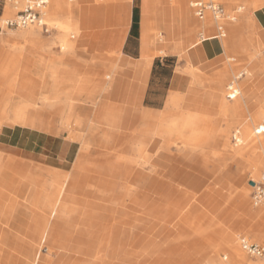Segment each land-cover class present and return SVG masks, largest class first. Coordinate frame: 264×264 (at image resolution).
Masks as SVG:
<instances>
[{
	"label": "rangeland",
	"instance_id": "1",
	"mask_svg": "<svg viewBox=\"0 0 264 264\" xmlns=\"http://www.w3.org/2000/svg\"><path fill=\"white\" fill-rule=\"evenodd\" d=\"M62 1L70 4L76 2L80 6L82 12L87 13V19L83 21L87 27L85 35L76 38L77 31L72 24L66 29V38L71 42L73 49H66L65 52L72 50L71 53L64 54L65 52H61L59 44H52L56 39L62 37L63 33L59 27L55 26L58 21L55 17L51 16L49 12L50 0L44 9V11H46V17L43 16L44 22L51 29L50 32L45 34L41 32L40 29L32 27L39 33V40L42 41L45 46L52 44L49 50L45 49L43 51L36 46L17 42L5 44L0 47V122L2 123V130L0 129V151L7 152L5 153V157L11 154L9 151L12 149L16 151L14 154H16L17 157L28 161H35V158L32 159L26 156L25 153L21 154V151H24L28 147L26 143L27 138L30 136V132L38 134L37 145L39 148L43 147L45 144L46 137H57L58 139H62L66 136L65 132L61 131L58 126H55L53 131L51 129L50 131H46V133H41L33 129L19 126L11 127L4 122V114H7L6 112L10 110L11 105L19 100L22 101L24 96L27 95L28 90H30L29 96H31L32 100H36L40 97V94L43 93L44 88L42 83L37 79V75L44 69H42L40 63L36 60L39 55H44L54 61L50 60L49 63L50 68L53 65L54 70L48 69L54 75V90L56 91V94H54V101H61L63 99L83 101L81 106L83 108L81 110V113H83L82 116L86 115L92 119L95 106L91 104L90 100L83 97L85 95L84 92L82 96H79L78 93L83 88H102L104 78L108 76L110 69L108 67L105 68L104 65H107L113 60L117 63V59H119L118 56L121 53L120 49L112 40H114L115 37H125L132 8L134 10V32H140V0L131 1L128 16L126 14L127 12L116 15L112 13L111 15L110 10H104V6L110 3V1L118 0ZM190 1L192 0H186L184 5H176L180 7L181 14H184L186 18L185 20L182 18L184 30L182 29L180 34L175 37H170L172 22L169 18H172L173 10L170 11L167 9L164 11L163 5L162 8L161 6L157 7V23H160L161 27L154 28V34H161L163 43L169 46H175L177 52L159 54L154 50L155 46H152V50L156 57L169 55L172 56L170 60L177 61V71L180 72L184 78L181 90L177 93L187 94L188 90H191V92L187 94V97H192L194 100L191 102L185 101L184 107L181 105L180 115L177 117L174 125L176 133L179 132L181 134V137L177 140L179 146L171 145L169 147V152L173 154V165L171 169L174 168L176 170V176L173 181L167 179V188L160 198L148 207V212H146L148 218L146 222L141 226H133L130 230V249H133L132 246L136 247L137 243H150L144 245L146 249L143 251L140 249L135 250V259L137 261L143 260L146 264L150 261L152 256H162L164 252H171L178 247H180L181 250L190 248L197 243L205 241L208 237L217 238L218 242L211 244L209 249L216 251L219 259L226 257L223 255L225 248L222 239L224 236L237 235L238 239L244 237L251 242L264 244V241L254 240L252 234L240 232L235 227L238 220L244 217L242 209L237 204L236 198L241 193L240 189L242 187H245L247 191H245V196L250 205H252L255 210L259 208L264 209V202L258 203L256 206L253 200L254 188L257 182L261 181L260 179L264 170V152L262 149L258 148L246 152L247 144L245 141L241 142L242 126L245 122L250 123L254 137H259L261 141L264 142V133L255 134V129H257L260 124L264 125V118L257 121L253 119L254 116L261 114L264 117V29H262L264 21H259L258 17L261 13V9L253 11V8L259 6V4H256L249 7L248 11L242 10L238 13V9L241 7L244 8L246 3L251 5L253 2L255 4V1L217 0L225 13L223 23L226 29V36L218 39L223 46L224 54L221 64L218 66L215 65L213 68L206 66L196 67L198 65L194 66L199 69L197 75L204 80V85L195 86L191 85L189 75L186 73L188 66H191L188 60V52L190 49L194 48L192 47L193 44L196 43L197 46H200L201 40L208 39L212 35H215L216 30L215 25H213V20V28L208 29L207 27L200 26V23L203 21H199L194 16L193 10L189 7ZM262 2L264 6V0H262ZM99 7H103V10L101 13H96L94 10ZM6 8L12 9L7 3L3 15L0 18V24L3 19L13 17L16 14V11L15 13H11L5 10ZM155 9L154 6L153 10L149 11L147 14L150 18V22L153 24L154 14L156 13ZM159 9L162 10L160 11ZM232 18L234 19L232 20ZM177 23L179 24L180 22ZM244 25L251 27V30L249 32H244L242 28ZM236 26H238L237 28L239 29L232 31ZM20 30L24 29H4V32L0 35V44L3 40H6L10 34H14ZM238 34L240 35L238 36ZM199 35H202V38H200ZM71 37H74V39H71ZM111 38L113 39L110 40ZM233 38H238L241 42L236 44L231 50L229 43H231ZM73 42H75V44H73ZM19 51L22 53L20 54V60L17 61V59L12 56L17 55ZM227 57H232L234 60L226 62L225 60H227ZM13 61L14 66L10 64V62ZM9 64L12 66L10 69H8L11 67ZM224 66L233 67L234 70L230 73V78L224 82L221 94L226 101L233 104L234 100L226 99L230 92L227 87L232 83L234 89L238 91L239 89L241 90V94L239 91L240 95L235 99L239 98L242 103V112L236 116H230L227 123H225V119L222 118L220 114L217 115L216 104L214 99L211 98V92L209 91L212 88L211 82L217 79V71L223 69ZM239 75H242V77L236 79ZM100 80H103L102 83L98 82ZM245 89L248 91L245 92L246 94L244 95L243 92ZM102 94L103 92L96 96V100H99ZM242 94L244 95V99L242 98ZM112 101L115 105L122 108V110L126 112L129 111L131 114H137V112L141 110L145 111V108L142 107V100L137 105L132 104L129 106L123 99L118 97L113 98ZM36 102L40 106V102ZM161 110H164V107ZM175 111L173 110V112ZM146 112L143 114L145 117L158 120L162 111L155 113L153 116ZM49 114L52 116L51 113ZM169 117L165 114L163 120H167ZM51 118L52 117L48 118V121H50ZM229 125L230 127L227 134L223 133L226 138L225 146H228L226 152L229 153L230 150L236 149L237 151H242V157L235 156L234 158H226L220 164L219 156L217 155L221 150L218 145L221 143V132ZM87 131L90 133H111L113 135H119L109 130L94 129L92 125L87 128ZM235 132H237V137L240 138V142L236 143L238 145H235V141L232 139V135L235 134ZM137 137L143 138V136ZM189 147L195 148L191 150ZM181 148L183 149L181 150ZM97 153V150L93 151L90 156L95 157L98 155ZM46 159H48V161H53L51 158ZM126 161L127 159L125 158L124 162ZM255 161L257 162V166L254 164ZM63 164L64 163L59 160L56 163L58 168H62V170H69L72 167V164L68 166H63ZM109 166L115 167L116 165L110 164ZM146 166L145 164L141 169L133 166V169L129 171L126 176L132 177L137 170L141 172L144 171ZM103 169L104 171L100 170V168L93 169V167L90 166V162L85 160L79 163L75 169H72L69 173L75 171L77 175L84 179L97 178L101 181L105 180L103 178L104 176L109 179L111 174L105 171L108 167H103ZM257 171H259V173ZM63 175L62 173L58 176ZM170 185L177 188L169 187ZM116 188L117 186L115 187L112 185L109 189L113 191ZM72 192L77 198L80 196V192ZM8 193V181L1 177L0 209L5 205L4 198ZM110 199L111 196H105L102 200L96 202V206H100L101 204L104 205L108 203ZM190 207L192 214L186 215V211H189ZM183 216H190L191 218L183 220ZM103 220L104 218H102L101 223H103ZM258 222L261 223L262 221L260 222L259 220ZM49 224L51 225V222H49ZM2 229L4 230L2 232L3 235H0V264L6 262L13 264L12 262H14L15 259H22L21 254L25 253L31 244L8 233L7 228L2 226ZM50 229L51 228H49V231ZM103 233V231L99 232L98 241L103 238ZM69 241L70 236L65 235L62 236L60 243L62 245H67ZM32 247L34 248L36 246ZM179 252L180 250L178 253ZM45 255L44 252L41 254V258H44L45 261H39L38 264H46L49 262L51 255L47 258L44 257ZM226 261H228V258ZM251 261L252 260L246 256V258L238 264H264L257 259L253 260L255 263ZM148 264H150V262Z\"/></svg>",
	"mask_w": 264,
	"mask_h": 264
},
{
	"label": "crops",
	"instance_id": "2",
	"mask_svg": "<svg viewBox=\"0 0 264 264\" xmlns=\"http://www.w3.org/2000/svg\"><path fill=\"white\" fill-rule=\"evenodd\" d=\"M131 1L132 0L110 1V3L104 6V10H110L111 15L112 13L116 15L122 12H127L126 14L128 16ZM150 3L151 0H140V32H134V10L132 8L130 11L129 23L125 37H115L114 40H112L113 38L110 39L120 49L121 53L118 56L119 59H117V63L115 60H113L107 65H104L105 68L108 67L110 69L109 74L106 78H104V81H98L101 83L103 81L102 88H83L78 93L79 96H82L84 92L85 95L83 97L90 100L91 104L95 106L93 110V117L94 112L96 113L95 117L93 118L94 124H92V128L109 130L119 134L113 135L111 133L86 132L84 137L86 142L107 153L120 154L122 151H124V149L127 151L128 147H131L133 143L132 137H152V134H154L156 131L161 119L165 114H167L166 107L169 103V100L171 97L178 95L177 92L181 90L183 85L184 78L182 74L177 71V61L170 60L172 56L169 55H165L164 57H156L154 51L152 50V46H155L154 50L157 53L164 54L166 52H174L175 46L164 44L163 38L159 33L157 35L158 37L156 39L154 38V28L161 27V25L160 23H157V8L155 10L156 13L154 14V24L150 22V18L147 15L149 11L153 10V6ZM163 6L164 11L167 9L170 11L173 10L172 18H169V20L172 22L170 37H175L179 35L183 29L181 9L176 5ZM145 8H149L148 11ZM102 10L103 7H99L94 11L96 13H101ZM159 10L161 11L162 9ZM261 11L262 12L258 17L259 21L263 22L264 8L261 9ZM86 19L87 13L82 12L80 6L76 3V9L74 10L73 14L74 28L77 31L76 38H80L86 34L87 27L83 22L86 21ZM177 22L180 23L178 24ZM262 29H264V26ZM73 44H75V42H73ZM144 44L145 47L143 46ZM71 52L72 50H69L64 54ZM223 54V46L218 39H205L201 40L200 46L189 50L188 60L190 61L191 66L198 65L196 67L206 66L213 68L215 65L218 66L221 64ZM36 60L40 63L42 69L44 68L42 70L43 72L41 71L39 75H37V79L42 83L44 91L40 94V97H38L36 100H32L31 96H29L30 90H28L27 95L24 96L22 101L19 100L10 106L8 118L11 122L15 123L19 127L46 133V131H50L51 129L53 131L55 126L59 127L60 120L51 111L43 110L41 109L42 107L39 108L43 101H47L53 105H74L76 107H81L83 101H71L66 99L54 101V94H56V91L54 90V75L49 71L54 70L53 65L51 68L49 65L51 59L45 57L44 55H39ZM108 86H110L109 91H107L104 96L102 94L99 100H96V96L102 92L104 93ZM209 91L211 92V98L214 99L216 104L218 115L221 107L220 103L222 97L215 93V91ZM247 91V89L244 90V95ZM189 92H191V90H188V93ZM187 94H183L182 100L179 103V108L181 105L184 107L185 101L191 102L194 100L192 97L188 98ZM244 95L242 94V98ZM115 97L123 99L128 106L132 104L137 105L142 100V107L145 108V111L141 110L140 112H137V114H131L129 111L126 112L125 110H122V108L115 105V103L112 101V99ZM36 101L40 102V106H37L38 104ZM163 107L164 110H161ZM179 108L178 111L175 112L171 110L168 111L170 116L176 117L175 123L181 112L179 111ZM145 112L151 116H153L155 113L161 112V115L158 120H155L145 117L143 115ZM49 113H51L52 116ZM50 117L52 118L50 121H48V118ZM29 134L30 136L27 138V146L34 154L41 152L40 150L46 149L45 151L49 152L52 158H56V160H65L71 151V146L63 138L58 139L57 137H46L45 146L43 145L45 148H39L37 145L38 134L35 132H30ZM180 135L181 134L179 132L176 133L174 126L170 135V142L173 144H178L177 140L179 137H181ZM220 141L221 143H219L220 145L218 146H220L221 150L226 141V138L223 134H221ZM152 152L153 149H150L149 153ZM30 158H35V161H28L17 157L16 154H9L4 161L0 171V178L2 177L3 179H6L8 181L9 187V193L4 198V204L11 201L13 197H17L23 201H27V206L30 209L37 210L40 208L42 202V190L44 188L43 186L45 185L46 179L51 171V166L48 162L41 160L36 156ZM172 158L173 154L171 152H162L161 154H158L150 159L149 165L146 166L144 171L141 172L137 170L136 173L130 178L128 185L135 188L128 201V204L131 207L139 210H145L153 202L160 198L168 186V180L173 181L176 176V170L174 168L171 169L173 165ZM169 187L172 186L170 185ZM31 189L34 191L32 192ZM3 209L4 206L0 209V217L2 215ZM124 216L125 215L121 216L120 221L123 220ZM146 219L147 218L144 217H137L130 226L122 224V221L119 223L117 222L112 234L113 243L121 247H128L129 241L127 242V239L131 236V228L133 226H141L146 222ZM49 228L50 224L45 218H41L35 212H31L29 209L27 210V208L18 206L12 213L7 230L8 233L19 237L32 245L39 246L42 244V240H44V238L47 236ZM116 236H118L120 239L116 240ZM148 244L150 243L143 242L141 244L137 243L136 247L132 246V250H134L133 253L122 256L120 259L121 262L123 264H146V262H143V260L137 261L135 259V250L140 249L143 251L146 249L144 245ZM155 257L156 256H152L150 261ZM46 264L99 263L93 259L85 258L71 251H60L51 255L49 262Z\"/></svg>",
	"mask_w": 264,
	"mask_h": 264
},
{
	"label": "bare ground",
	"instance_id": "3",
	"mask_svg": "<svg viewBox=\"0 0 264 264\" xmlns=\"http://www.w3.org/2000/svg\"><path fill=\"white\" fill-rule=\"evenodd\" d=\"M254 1L255 4L254 2L251 5L246 3V6L244 8L243 7L239 8L237 12L239 13L242 10L248 11L249 7H252V5H256V4H259V6L253 8V11L262 9L264 7L262 0H254ZM185 3L186 0H151L150 4H152L153 7L155 6V8H157L162 5H177V4L184 5ZM75 9H76V2L70 4L62 0H50L49 12L51 16L57 19L58 22L57 24H55V26L59 27L63 33V36L56 39L52 44L55 43L59 44L62 53L65 52L66 49H70V48L73 49L71 42L66 38L67 35L66 29L69 27V25L71 24L74 25L72 19ZM148 9L146 10L148 11ZM5 10L10 11L11 13H15L14 9L6 8ZM43 16L46 17V11H44ZM182 18L185 20L186 17H184V14L182 15ZM233 19L234 18H232V20ZM212 20L213 19L211 18V16L207 14L206 18L202 20L203 22L200 23V26L207 27L208 29L213 28ZM213 25H214V21H213ZM32 27L41 30V27L37 24L24 27L23 28L24 30H20L14 34H10L6 40L2 41L0 47H2L5 44L17 42V43H27L29 45L36 46L43 51L45 49L49 50L52 44L45 46V44L39 40V36H40L39 33L36 32ZM237 27L238 26L234 27L232 31L239 29ZM242 28L244 32H249L251 30V27L246 25H244ZM70 32H76V31H70ZM239 35L240 34H238V36ZM157 37H158L157 35L154 36L155 39ZM199 37L202 38V35H199ZM72 38L74 37H71V39ZM240 42H241L240 39L233 38L231 40V43H229L231 50L236 44ZM143 46L145 47V44ZM195 46H197L196 43L192 45V47L194 48ZM17 53H18L17 55L14 56L11 55V56L16 58L17 61H19L20 54L22 52L19 51ZM233 60L234 58L227 57V60L225 61L229 62ZM13 63L14 61L10 62L12 66H14ZM12 66L9 67L8 69L12 68ZM198 70L199 69L194 66H188V68L186 69V73L189 75L191 85H195V86L204 85V80L197 75ZM233 70H234L233 67L224 66L223 69L217 71V79L211 82V86H212L211 90L215 91V93L219 94L222 97L219 114L222 118L225 119V123H227L228 118L230 116L233 117L238 115L240 112H242V103L240 99L239 98L235 99L238 95H240L239 94V91H241L240 89L239 91L237 89H234L232 87V83L229 84V86L227 87L228 90L231 89L232 91L229 92V95L227 96L226 99L234 100L233 104H230L228 101H226L221 94L223 90V84L227 79L230 78V73ZM241 77L242 75H239L236 79H239ZM109 87L110 86L106 88V90L103 93V96L104 94H106L107 91H109L110 89ZM183 94H178L176 96H173L174 94L172 95L173 97H171L166 107V113H167L166 115H168V117L170 116L168 114L169 110L178 111L179 103L182 100ZM39 108L43 110H49L54 115L59 117L60 120L59 129L65 132L66 136L63 137V139L71 146V151L69 152V155L65 160L62 159L56 160V158H52L50 153L45 151L46 149L40 150L41 152H38L37 154H34L32 151H30L29 147H27V149H25L24 151H21L22 152L21 154L25 153V155L28 157L36 156L41 160L48 162L49 165L51 166L50 168L51 171L49 170L50 173L46 179L45 185L43 186L44 188L42 190V202L39 209L34 210L28 208L27 201H23L17 197H13L11 201L7 202L4 205V209L0 217V235H3L2 232L4 229H2V226L8 228L12 213L18 206L27 208V210L29 209L31 212H35L41 218L43 217L47 221L51 222L50 225L51 229L48 232L47 236L44 238V240H42L43 242L41 245L33 248L32 246L35 245L31 244L28 247V249L25 251V253L21 254L22 259L21 258L15 259L14 262L12 263L38 264L39 261L41 262L45 261L44 258L43 259L41 258V254L43 252L46 254L44 257L47 258L50 255L56 254L60 251H71L85 258L93 259L99 264H123L120 260L121 257L125 256V254L127 255L132 254L134 250L130 249L129 247L130 245L128 241H130L131 239L130 237H128L127 239L128 247H121L113 243L112 234L116 223L121 222L120 218L122 215L125 216L121 223L126 226H130L137 217L148 218V216L146 215V212H148L147 210L148 208L145 210H139L134 207H131L128 204V201L132 193L134 192L135 188L130 187L128 185V182L131 177L126 176V174L133 169V166L139 167V169H141V167H143L145 164L149 165V161L152 157L161 154L162 152H169V147L171 145L179 146L178 144H173L170 142V135L175 125L176 117L173 118L174 116H170L169 119L167 120H163L164 118H162L160 124H158L156 131L154 132V134H152L153 135L152 137L150 138H148V136L147 137L143 136V138L137 136L132 137L133 143L131 147L129 146L130 148L128 147L127 151L126 149H124V151H122L121 153L119 152L120 154L113 155L111 153L101 151L98 147L89 144L88 142H86L84 138L87 132V128L90 125L94 124L93 118L95 117L96 112H94V117L92 116V119H90L89 116L85 115L86 112L84 114L85 116H82L83 113H81V110L83 108L80 106L76 107L74 105H53L48 103L47 101H43ZM6 113L7 114H4L5 116L4 122L11 127L18 126L9 120L8 118L9 113L8 112ZM262 118L264 117L261 114L254 116L253 119L257 121V120H262ZM1 124L2 123L0 122V129H1ZM229 127L230 125L227 126L226 129L224 128L221 134L223 133L227 134ZM257 128H260L261 131L262 130L264 131L263 124H260ZM236 133L237 132H235V134L232 135V138L235 137V139H237L239 143L240 138H237ZM242 141H245L247 144L246 152L257 148L262 149L264 152V142L261 141L259 137H254V135L252 134V129L250 127V123L248 122H245L244 125L242 126L241 142ZM235 145L238 144L235 143ZM194 148H190V149L192 150ZM150 149H153L152 153H149ZM182 149L183 148H181V150ZM227 149L228 146H225L224 143L221 152L217 155L219 156L220 164L226 158H234L235 156L242 157L241 155L242 151H237L236 149H232L228 153L226 152ZM96 150L98 151L97 153L98 155L95 157L90 156L92 155L91 152ZM9 152L11 154L16 153V151L12 149ZM5 153L7 152L0 151V171L2 169L4 161L7 158L5 157ZM46 158H51L53 161H48V159ZM125 158L127 159L126 162H124ZM58 160L64 163L63 166L66 165L68 166L69 164L70 165L72 164V167L69 170L68 169L62 170V168L60 169L58 168V165H56ZM85 160H88L90 162V166L93 167V169L100 168V170L104 171L103 167H108V169H106L105 171L110 172L112 174V175L110 174L111 180L110 177L109 179H107L105 178V176L103 177L105 180H101V181L100 179L97 178L84 179L81 176L77 175L75 171L69 173L71 172L72 169H75V167L79 163ZM256 163L257 162L255 161L254 164L256 165ZM110 164H115L116 166L115 167L109 166ZM257 172L259 173V171ZM62 173L64 174L63 176H58L59 174ZM112 185L115 187L117 186V188L114 189L113 191L109 189L110 186ZM31 190L32 192L34 191L33 189ZM72 191H77L78 193L80 192V196H78L77 198L76 196L73 195ZM240 191L241 193L236 198H237V204L242 209L244 217L238 220L235 227L240 232L242 231L245 234H252L254 240L264 241V224H263L264 209L259 208L255 210V208L252 205H250L248 199H246L245 193L247 191L245 187H242ZM105 196H111L109 202L105 203L104 205L101 204L100 206L99 205L96 206L97 204L96 202L102 200V198H104ZM254 203L257 206L258 202L254 201ZM190 214H192L191 207L189 208V211H186V215H190ZM102 218H104L105 220V221L103 220V223H101ZM187 218H191V217L183 216V220ZM259 220L260 222L261 221L262 222L259 223L258 222ZM102 231L104 232L103 238H101L100 241H98L97 238L99 237V232ZM65 235L70 236V241L67 245H62L60 241L62 239V236ZM116 237H117L116 240L120 239L118 236ZM217 242H218L217 238L215 239L208 237L205 241L201 243H197L191 246L190 248L181 250L180 247H178L175 248V250H172L171 252L170 251H168V253L164 252L162 256L159 255L153 258L150 261V264H179V263L238 264L240 261L246 258L247 255L243 253L238 246L237 235L236 236L227 235L223 237L222 243L224 244V248H225L223 255L226 256L225 259L224 257L222 259H219L216 251H212L209 249L211 244ZM179 250L180 252L178 253ZM227 258L228 261H226ZM251 260H252L251 262L255 263L253 259ZM4 264H11V263L6 262Z\"/></svg>",
	"mask_w": 264,
	"mask_h": 264
},
{
	"label": "built area",
	"instance_id": "4",
	"mask_svg": "<svg viewBox=\"0 0 264 264\" xmlns=\"http://www.w3.org/2000/svg\"><path fill=\"white\" fill-rule=\"evenodd\" d=\"M48 1L49 0H0V18L3 15L7 3L16 11L15 16L5 18L1 21L0 34L4 32V29L24 28L34 24L39 25L42 32L48 34L51 29L43 20L44 9ZM190 8L199 21L204 20L207 14L213 19L216 34L208 39H220L226 36V29L223 23L225 13L217 0H192L190 2ZM229 91L231 92L232 90L229 89ZM261 132L264 133L260 128L255 130L256 134H260ZM232 139L235 143H238L235 137ZM253 200L258 203L264 202V170L261 181H259L254 188ZM238 246L250 259H257L264 263V244L251 242L247 238L242 237L238 239Z\"/></svg>",
	"mask_w": 264,
	"mask_h": 264
},
{
	"label": "water",
	"instance_id": "5",
	"mask_svg": "<svg viewBox=\"0 0 264 264\" xmlns=\"http://www.w3.org/2000/svg\"><path fill=\"white\" fill-rule=\"evenodd\" d=\"M252 184V183H251Z\"/></svg>",
	"mask_w": 264,
	"mask_h": 264
}]
</instances>
